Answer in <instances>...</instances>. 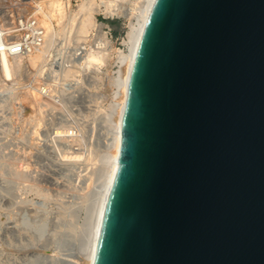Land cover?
Here are the masks:
<instances>
[{"label":"water","instance_id":"water-1","mask_svg":"<svg viewBox=\"0 0 264 264\" xmlns=\"http://www.w3.org/2000/svg\"><path fill=\"white\" fill-rule=\"evenodd\" d=\"M95 264H264V0H154Z\"/></svg>","mask_w":264,"mask_h":264},{"label":"rangeland","instance_id":"rangeland-1","mask_svg":"<svg viewBox=\"0 0 264 264\" xmlns=\"http://www.w3.org/2000/svg\"><path fill=\"white\" fill-rule=\"evenodd\" d=\"M48 1L5 0L6 6L0 1L1 24L17 30L6 35V42L40 33L38 45L32 48L26 42L30 50L17 57L12 52L15 62L20 59L13 63L8 81L0 70V147L7 145L1 147V157L7 155L4 162L16 161L5 164L0 158V264L81 261L80 228L92 187L102 174V154L110 142L107 110L113 89L109 74L117 69L112 49L126 50L123 41L137 5L136 1L121 2L124 15L111 18L102 7L96 14L100 31L91 30L82 40L77 29L76 35L73 31L84 0H56L63 12L53 19L45 12ZM42 21L47 30L40 26ZM46 41L44 52L31 64L33 53ZM90 47L109 49L100 70L83 64ZM35 91L46 103L38 100ZM72 153L80 159L69 158ZM16 165L23 167L22 179L16 176Z\"/></svg>","mask_w":264,"mask_h":264},{"label":"bare ground","instance_id":"bare-ground-1","mask_svg":"<svg viewBox=\"0 0 264 264\" xmlns=\"http://www.w3.org/2000/svg\"><path fill=\"white\" fill-rule=\"evenodd\" d=\"M0 1L3 3V5L6 6V4L4 3L5 0H0ZM125 1H136L137 5L133 10V16H132L131 21L129 23V30H128L126 37L124 38V41H123L124 45L126 46V50L112 49V47H111L112 52H114L116 55V58H115L116 62L115 63H116L117 69L114 71H111V73L109 74V84H110V87H112V89H113L111 101L109 103L108 110H107V115H108L107 119H109L108 120L109 121V128H108L109 133L108 134L110 135V140H109L110 142H109V147L105 148L106 152L105 153L103 152V154H102V158H101V163H102V171L101 172H102V174L100 175V177L97 180V182L95 183V185L92 187L93 189L91 190L90 198H89V200H90L89 207H88V210L86 213L85 220H84V222L80 228L81 231H80V235H79L80 236V249H79V251L81 254L80 253L79 254L81 255V261L78 264H95L98 240H99L100 229H101L102 216H103V212L105 209L108 193H109L111 184L113 182V178H114V175L116 172V168L118 166L121 147H122L124 117H125V113H126V109H127V105H128L129 94H130V84H131V79H132L135 56L137 53L138 45L140 42V38H141V35L143 32L146 20L148 18V15H149L151 7L154 3V0H84L79 5L80 8H78L79 9L78 13L75 15L76 16L75 18L78 19V21H77L78 24L76 23L77 26L74 28L73 32L75 34V31L77 29V31H76V33L78 32L77 35H79L81 39L82 38L86 39L88 37V34L91 32V30L96 29V30L100 31V28L102 25L98 24L96 14L102 9V7L104 8L103 11H105L103 13L104 14L106 13L107 15H109L110 18L114 17V16H122V14L124 15V12H122L120 8L122 7V9H123L122 3ZM30 4L31 3H29V5ZM41 5L42 4H40L39 6H41ZM1 6H2V4H0V9H1ZM46 7H47V11L44 8L45 12L51 19L59 18L58 12H60V13L63 12L62 8L59 6V3L56 0H49L48 2H46ZM38 18L40 21L41 17L38 16ZM38 18H36V19H38ZM37 23H38V21H37ZM40 26L45 27L46 30L48 28L45 21H42ZM15 28H17V27H15ZM33 28H35V27H33ZM40 30L42 31L41 28H40ZM11 31L14 32L17 30L13 31L11 28H7L5 26V24L4 25L1 24V21H0V70L5 77V80H7V81L12 77V66H13V63L15 62V60H14L15 58L11 57V54H12V52H15V51H13V50H15V46L20 45V42L23 41V40H19L17 42H12V43L6 42L5 37ZM79 36H78V38H79ZM80 38H79V40H80ZM46 40H48L47 36H46ZM40 41H42V39ZM40 41H39V43H40ZM106 41H107V39H106ZM13 43H15V44H13ZM102 45H103V43H102ZM107 45H108V43H107ZM103 46H105V45H103ZM46 47H47V41L45 43H43V45L40 48L38 46L37 51H35L32 55L33 60L31 62V64H34L36 62V59H38L41 56V54L44 52ZM90 48L91 49L89 51L87 50L88 52L85 53L86 55L83 59V62H84L83 64H85V66L88 68L93 67V68H97L100 70V68L103 67V65L106 62V56L108 55L109 49L107 50V49L103 48V49L96 50V48L95 49H93V47H90ZM14 55H16V57H17V54H14ZM19 59L20 58L16 59L15 63L19 62ZM81 61H82V59H81ZM19 65H21V63H19ZM16 67H19V66L17 65ZM19 68H21V67H19ZM18 69H16L17 72H18ZM35 92H36V96H37L38 100H42V101H44V103H46V101L43 100V98L41 97L40 92L39 93L37 91H35ZM108 121H107V123H108ZM0 141H1V139H0ZM5 144H8V142H6ZM5 144L2 143V145H5ZM1 147L7 148V145H6V147H4V146H1ZM1 147H0V158L3 159V162H4V160H5L4 157H7V155H3L2 156L3 158L1 157V155L4 154V151L1 152L3 149ZM68 157L71 159H74V160L80 159L79 154H73L72 153L71 156L69 155ZM68 157H66V158H68ZM10 159H11V157H10ZM7 161H10V164L12 162L13 163L16 162L14 158L11 160L8 159ZM7 161H5V162L7 163ZM5 164H3L4 167H6ZM16 166L19 168V171H16V172H18V174H16V176L19 179H22L21 177L23 176L22 175L23 167L20 165H16ZM0 167H1V165H0ZM3 169H5V168H3ZM8 170L11 171V168H9ZM3 173H5V172H3ZM14 179H16V177H14ZM11 182H12V180H11ZM16 182H17V180H16ZM10 185H11V183H10ZM12 185H13L12 187H14V186L16 187V185L14 183H12ZM10 189H11V187L9 188V190ZM13 195H15V194H13ZM84 235L87 238L86 243L83 240Z\"/></svg>","mask_w":264,"mask_h":264},{"label":"built area","instance_id":"built-area-1","mask_svg":"<svg viewBox=\"0 0 264 264\" xmlns=\"http://www.w3.org/2000/svg\"><path fill=\"white\" fill-rule=\"evenodd\" d=\"M35 23V22H34ZM30 27H36V24L34 25V26H30ZM34 33H36V38H34ZM40 33L38 32V31H34V32H32L31 34H30V36H27L26 38H24L23 39V41H21L20 42V45H18V46H15V50H13V51H15V52H13V53H16V54H22V53H24L25 51H28V50H30V48H28L27 46H26V42L27 43H29V45L31 44V47L33 48V45L35 44V43H37L36 45H38V41H37V39H39L40 37ZM11 42V41H10ZM13 44H15V43H13ZM25 44V45H24ZM27 49V50H26Z\"/></svg>","mask_w":264,"mask_h":264}]
</instances>
